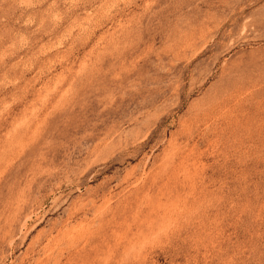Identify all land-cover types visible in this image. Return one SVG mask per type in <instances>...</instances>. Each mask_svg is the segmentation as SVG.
<instances>
[{
    "label": "rangeland",
    "instance_id": "rangeland-1",
    "mask_svg": "<svg viewBox=\"0 0 264 264\" xmlns=\"http://www.w3.org/2000/svg\"><path fill=\"white\" fill-rule=\"evenodd\" d=\"M0 264H264V0H0Z\"/></svg>",
    "mask_w": 264,
    "mask_h": 264
}]
</instances>
